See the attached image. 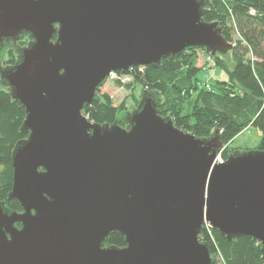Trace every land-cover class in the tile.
<instances>
[{
  "label": "water",
  "instance_id": "water-1",
  "mask_svg": "<svg viewBox=\"0 0 264 264\" xmlns=\"http://www.w3.org/2000/svg\"><path fill=\"white\" fill-rule=\"evenodd\" d=\"M209 0H0V80L24 109L0 202V264H212L208 223L228 241L249 236L264 257V151L223 163L218 131L198 138L159 114L158 92L126 101L113 123L83 109L112 73L156 68L188 49L225 56L233 45ZM29 36L23 47L17 42ZM15 47L3 67L1 52ZM126 123L127 127L121 126ZM112 233L125 246H104Z\"/></svg>",
  "mask_w": 264,
  "mask_h": 264
},
{
  "label": "trees",
  "instance_id": "trees-1",
  "mask_svg": "<svg viewBox=\"0 0 264 264\" xmlns=\"http://www.w3.org/2000/svg\"><path fill=\"white\" fill-rule=\"evenodd\" d=\"M203 14L205 22H218L223 38L233 45L229 68L225 56H213L216 68L225 74L210 83H202L197 74L204 67L197 66L203 51L188 49L179 57H168L156 68L134 67L129 77L143 90L158 92L161 97L159 114L169 116L175 127L198 138H207L218 131L223 146L249 127L260 132L256 149L264 151V0H209ZM29 36L17 42L23 47ZM6 65L16 62L15 47L6 48ZM222 74V73H221ZM118 76L121 74L117 73ZM118 86L130 88L131 84ZM124 104L113 106L107 94L84 107L83 114L93 123H113ZM24 109L13 101L0 80V202L10 211H21L15 200H8L12 188L11 153L15 145L25 140L21 131ZM121 120V119H120ZM223 150L225 161L229 154ZM199 241L206 243L212 264H264L260 244L252 237L241 236L228 241L215 229H202ZM104 246L124 247V237L112 233Z\"/></svg>",
  "mask_w": 264,
  "mask_h": 264
},
{
  "label": "rangeland",
  "instance_id": "rangeland-1",
  "mask_svg": "<svg viewBox=\"0 0 264 264\" xmlns=\"http://www.w3.org/2000/svg\"><path fill=\"white\" fill-rule=\"evenodd\" d=\"M6 60H7V54H6V49H4L1 52V62L5 64ZM197 64H198L197 66H200V67L203 66L204 68L208 66L209 70L214 71L213 73L215 74L222 73V75H224L225 77V74L221 72V68L220 67L216 68V64L214 66L209 64L207 62L206 56H204L201 53L199 55V61L197 62ZM227 65L230 68L232 65V61L230 60V63ZM203 69H201V71L197 74V78H199V80L203 79V74L205 72ZM119 79L121 80H117V81H119L122 85L131 84L130 88H125L123 86L120 87L116 83H114L115 81H111L107 79V81L100 87L99 94L109 95L112 99L113 106L115 107L123 103L124 108L126 109L124 112H127L128 108H126L125 106L127 104L126 101L128 102V104L132 103L133 108H134L137 103V99H139L138 94L140 93L141 86L139 84H134L131 78L129 77V75L121 76L119 77ZM259 140H260L259 130L255 127H249L246 130H244L240 135H238L232 143H230L227 146L222 147L220 158L223 160L221 154L223 150L225 149L228 150V152H231V151L232 152H235V151L243 152V151L255 150L256 147L258 146Z\"/></svg>",
  "mask_w": 264,
  "mask_h": 264
},
{
  "label": "built area",
  "instance_id": "built-area-1",
  "mask_svg": "<svg viewBox=\"0 0 264 264\" xmlns=\"http://www.w3.org/2000/svg\"><path fill=\"white\" fill-rule=\"evenodd\" d=\"M206 59H207V62H208L209 64H211V65H213V66L215 65V61H214V59H213V56H211V55L208 54V55L206 56ZM121 76H123V75L118 76L117 73H112V74H110V76L108 77V80H111V81L121 80V79H119V77H121ZM221 150H222V149H221ZM220 153H221V151L219 152V154H218L217 157H216V162H217V163H223V162H224V160H222V159L220 158ZM203 228H205V229H207V230L212 229L208 223H204Z\"/></svg>",
  "mask_w": 264,
  "mask_h": 264
},
{
  "label": "crops",
  "instance_id": "crops-1",
  "mask_svg": "<svg viewBox=\"0 0 264 264\" xmlns=\"http://www.w3.org/2000/svg\"><path fill=\"white\" fill-rule=\"evenodd\" d=\"M199 61V59H198ZM198 65V64H197ZM200 67V66H199ZM203 67V66H202ZM205 72L203 74V79H200V81L202 83H210L213 79H216V78H223V75L222 74H215L213 73L214 71H211L208 69V66H206V68L203 69ZM202 70V71H203ZM202 74V73H201ZM199 79V78H198Z\"/></svg>",
  "mask_w": 264,
  "mask_h": 264
},
{
  "label": "flooded vegetation",
  "instance_id": "flooded-vegetation-1",
  "mask_svg": "<svg viewBox=\"0 0 264 264\" xmlns=\"http://www.w3.org/2000/svg\"><path fill=\"white\" fill-rule=\"evenodd\" d=\"M1 64H2V66L3 67H5V66H9V65H6V64H3V62H1ZM137 104V103H136ZM136 106V105H135ZM121 126H123V127H127V124L126 123H122V120H121V124H120Z\"/></svg>",
  "mask_w": 264,
  "mask_h": 264
}]
</instances>
